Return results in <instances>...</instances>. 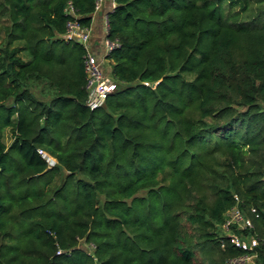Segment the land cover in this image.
I'll use <instances>...</instances> for the list:
<instances>
[{
	"label": "trees",
	"instance_id": "trees-1",
	"mask_svg": "<svg viewBox=\"0 0 264 264\" xmlns=\"http://www.w3.org/2000/svg\"><path fill=\"white\" fill-rule=\"evenodd\" d=\"M114 2L90 108L96 0H0V264H264V0Z\"/></svg>",
	"mask_w": 264,
	"mask_h": 264
},
{
	"label": "built area",
	"instance_id": "built-area-1",
	"mask_svg": "<svg viewBox=\"0 0 264 264\" xmlns=\"http://www.w3.org/2000/svg\"><path fill=\"white\" fill-rule=\"evenodd\" d=\"M102 0H96L95 10L99 8ZM111 3V10L115 5L114 0H110ZM69 11L73 14V10L69 7ZM103 24H104V37H103V47L104 52L102 57H97L89 46V39H90V29L88 27L82 26L77 20L72 19L69 20L66 24V33L65 37L68 39H75L79 43H81L85 50L84 55V71L86 74V84L85 88L87 91V98H86V105L90 108H94L100 106L104 103L106 97L115 90L116 82L111 78L109 75V71H107V66L105 65V55L111 50L114 46V43L108 40L106 37L107 28H108V21H107V14L103 17ZM42 156L48 162V165L51 166L55 163V160L45 154L42 151H39ZM235 222L241 227L251 226L250 220L245 218L239 208L234 207L229 210L228 218L226 220V226L229 223ZM233 242L235 245H238L242 248L251 249L253 246L256 245L257 240L252 238L250 239L249 243L241 240L237 237H233ZM248 256L239 258H247ZM233 260V264H235L236 260Z\"/></svg>",
	"mask_w": 264,
	"mask_h": 264
},
{
	"label": "crops",
	"instance_id": "crops-1",
	"mask_svg": "<svg viewBox=\"0 0 264 264\" xmlns=\"http://www.w3.org/2000/svg\"><path fill=\"white\" fill-rule=\"evenodd\" d=\"M111 10V3L110 0H102L98 9H96L91 18L90 22V39H89V46L93 53L97 57H102L104 52L103 47V37H104V24H103V17L108 14ZM110 67H107V71H109Z\"/></svg>",
	"mask_w": 264,
	"mask_h": 264
},
{
	"label": "rangeland",
	"instance_id": "rangeland-1",
	"mask_svg": "<svg viewBox=\"0 0 264 264\" xmlns=\"http://www.w3.org/2000/svg\"><path fill=\"white\" fill-rule=\"evenodd\" d=\"M5 138H6V142H9V134L8 133H6V137ZM235 264H255V262H254L253 257L248 256L247 258L236 260Z\"/></svg>",
	"mask_w": 264,
	"mask_h": 264
}]
</instances>
